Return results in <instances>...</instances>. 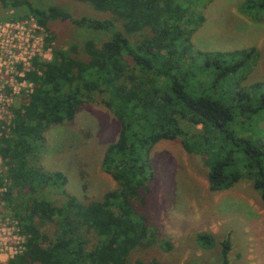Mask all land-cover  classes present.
Instances as JSON below:
<instances>
[{"label":"trees","instance_id":"obj_1","mask_svg":"<svg viewBox=\"0 0 264 264\" xmlns=\"http://www.w3.org/2000/svg\"><path fill=\"white\" fill-rule=\"evenodd\" d=\"M76 1L107 16L72 17L54 5L0 0L3 9L23 6L47 32L49 22L60 19L108 34L100 44L86 40L84 57L53 48L51 60L33 61L35 70L26 75L32 93L16 100L8 122L0 121L4 175L20 194L12 197L9 189L5 199L26 236L25 250L6 264H127L132 249L157 236L135 203L143 205L151 190L150 156L160 140L179 139L198 156L208 168L211 191L249 179L264 206V80L244 83L259 50L194 48L192 33L204 20L197 8L213 0ZM243 9L264 11V0H247ZM51 41L46 37V46ZM86 103L104 105L119 121L117 139L101 161L117 187L82 202L63 188L62 171L29 160L45 144L47 131L72 123ZM52 186L63 189L62 203L44 194ZM48 223L55 226L52 233ZM195 239L202 248L216 242L208 232ZM230 249V239H223L219 264H231Z\"/></svg>","mask_w":264,"mask_h":264},{"label":"rangeland","instance_id":"obj_2","mask_svg":"<svg viewBox=\"0 0 264 264\" xmlns=\"http://www.w3.org/2000/svg\"><path fill=\"white\" fill-rule=\"evenodd\" d=\"M28 1L43 9L58 6L72 17L107 16L87 2ZM246 1L213 0L206 7L197 8L204 20L193 31L191 42L194 48L204 50L255 46L260 56L244 81L251 83L264 80V11H245ZM25 12L23 6L3 9L0 3V15L6 19L17 18ZM48 26L50 32L45 30L46 37L52 38L51 44L46 46L48 61L53 48L84 57L82 46L86 40L93 39L100 44L108 39L103 31L77 26L70 20L56 19ZM73 45L75 51L71 50ZM16 103H0V121L9 118L11 107ZM118 132L119 121L107 107L86 103L78 109L72 123L55 125L47 131L45 144L30 157L29 164L44 170L62 171L67 178L63 188L82 202L99 199L106 191L117 187L111 176L102 170L101 161L106 146L117 139ZM150 157L155 177L145 203H135V207L146 217L148 226L157 236L151 237L149 244L132 249L127 264H148L152 260L162 264H219L221 241L225 238L231 242L227 254L231 264H264V206L259 191L249 179H242L226 190L211 191L207 166L198 156L189 154L179 139L160 140L152 148ZM4 170L0 159V180L4 183L7 179L12 197L20 196ZM44 191L56 203L65 199L61 188L52 186ZM21 196L25 200L28 193L23 191ZM2 209L5 211H0V218L9 214L14 217L3 195L0 199ZM53 225H46L49 233L53 232ZM199 232L212 234L215 245L200 247L195 239Z\"/></svg>","mask_w":264,"mask_h":264},{"label":"built area","instance_id":"obj_3","mask_svg":"<svg viewBox=\"0 0 264 264\" xmlns=\"http://www.w3.org/2000/svg\"><path fill=\"white\" fill-rule=\"evenodd\" d=\"M46 31L34 16L24 14L17 18L0 19V103H11L21 96H29L34 88L26 78L34 71L33 61H48L45 43ZM12 117V111L7 122ZM7 179L0 180V199L7 192ZM4 204V201H3ZM0 211H5L4 209ZM10 216V217H9ZM0 218V262L6 264L25 250L26 236L19 221L12 216ZM4 255V256H3ZM3 256V257H2Z\"/></svg>","mask_w":264,"mask_h":264}]
</instances>
